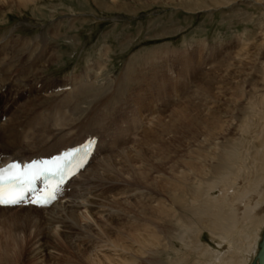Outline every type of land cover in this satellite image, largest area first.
<instances>
[{
	"label": "rangeland",
	"instance_id": "1",
	"mask_svg": "<svg viewBox=\"0 0 264 264\" xmlns=\"http://www.w3.org/2000/svg\"><path fill=\"white\" fill-rule=\"evenodd\" d=\"M10 34L15 38L36 40L39 45L38 50L13 52V48L10 47L5 51L6 56L8 54L14 61L11 63L10 75L17 88L16 111H21L26 104L36 102L33 106L36 114L39 119L45 120L43 122L47 121L48 128L52 123L54 125L57 122L60 123L54 115H59L57 111L61 110V122L67 124L65 125L67 130L63 129L64 135L67 133L66 140L69 138L71 141L82 140L92 130L96 134L98 129H101L104 134L102 141H106L104 142L106 150L93 160L90 167L95 166L101 159L113 156L120 150L134 145L142 131L149 128L158 117L166 115L172 108L181 104L188 106V103H195L201 116L203 114L209 116L207 121L211 120V116L230 121L220 131L230 142L229 145L226 142L227 147L232 142L231 146L237 150V153L240 152V156L244 155V158L242 157L244 167L258 170L261 168V162L256 161L254 156L262 152L259 144L264 117V6L262 2L253 0H37L26 10L14 8L13 11H0V41ZM39 41H45L47 46L46 53L48 52L50 59L47 56L46 63L41 58L39 49L41 42ZM165 52L177 57L172 73L167 72L166 68L163 71L162 66L166 65ZM154 53L157 55L155 56ZM1 54L4 55V52H0ZM228 59L230 62L227 63ZM153 62L154 67L149 64ZM156 64L157 66L160 64L159 70ZM126 74L129 77H126ZM159 76H161L162 84L157 83L156 78ZM166 83L171 88L165 86ZM203 83L209 94H204L205 96L200 94L201 98L197 96L198 93L195 90L198 84ZM87 84H90L92 88L84 92L86 95L76 92L77 88ZM58 89L61 91L57 92ZM1 95L2 92H0V99ZM73 95L77 96V100L73 99L74 102L69 100L73 98ZM136 108H141L142 112L139 130L135 124L137 122ZM235 118V123L233 122L229 128V124ZM260 121L261 123H258ZM56 126L58 127L57 124ZM17 131L22 133L20 129ZM35 131L34 128H29V134L24 135L35 137L37 135ZM1 158L0 155V160ZM108 161L113 162L114 158ZM243 171L245 172L240 173V179L237 182L240 188L247 186L243 182L248 178L246 174L248 170L243 168ZM216 178L215 173L211 174V180ZM118 190H124L123 186L117 185L110 193L107 190L92 189L88 192L87 199L111 197L120 192ZM220 193L221 189H214L210 196L219 197ZM133 198L118 196L119 200L131 203L134 209L136 205L133 204L135 201ZM246 199L248 197L238 202L236 207L244 209ZM79 211L86 213L83 208ZM88 211L92 210L88 209ZM10 216L13 215L5 217ZM129 216H137V214ZM259 216L264 217V209L260 210ZM138 218L141 219H136L137 221L145 219L144 216H138ZM100 220L103 218L101 217ZM111 225L108 231L115 238L117 237L116 229L121 226L115 222ZM239 228L226 243L211 228L204 230L199 240L211 252L224 257L225 262L232 260L236 263L241 258H236V247L241 245L240 247L246 248L248 243H254V241L259 243L264 231V226L247 229L243 224ZM5 231L4 227L0 226V264H13L10 256L12 243L7 240ZM173 244V247L164 250L158 256V263L173 264L172 261L175 259L181 260L183 255L189 254L184 251L179 241ZM126 249L129 252L134 250V247H126ZM254 255L250 257L251 259L249 258L250 261L247 264L254 261L256 254ZM125 256L122 255L121 258L124 259ZM125 260L134 262L131 257L127 259L125 257ZM194 260L196 255H188L186 262L192 264ZM149 261L152 260L145 257L138 264H150Z\"/></svg>",
	"mask_w": 264,
	"mask_h": 264
},
{
	"label": "bare ground",
	"instance_id": "2",
	"mask_svg": "<svg viewBox=\"0 0 264 264\" xmlns=\"http://www.w3.org/2000/svg\"><path fill=\"white\" fill-rule=\"evenodd\" d=\"M253 1L262 2L264 6V0ZM36 2L37 0H0V11H13L14 8L26 10ZM39 42H41L39 48L41 58L46 63V60L50 59L48 52L46 53L47 46L45 41ZM10 47L15 52L16 50H38L39 45L36 40L15 38L11 34L0 41V52H4V55H0L1 161L28 162L33 159L49 158L62 150L79 145L85 139L96 137L98 140L95 153L83 172L60 192L59 200L64 198V203L57 202L49 208H0V226L4 227L7 240L12 243L10 256L13 264L22 262L24 264H138L145 257L153 261H149L150 264H160L157 260L158 256L164 250L173 247L175 241H179L184 251L189 254L181 256L183 257L181 260L175 259L172 261L173 264H187L188 255L193 254L196 255V260L192 264H212L213 262L215 264H247L254 254L256 257L251 264L258 263L259 250L264 243V231L259 243L255 241L251 243L249 240L250 244L248 243L246 248L240 247L241 245L236 247V258L243 257L236 263L232 260L225 262L224 257L218 256L203 246L199 238L204 230L211 228L226 243L243 224L247 229L264 226V217L259 216L260 210L264 209L263 116V132L259 144L262 152H256L259 154L254 156L256 161L261 162L259 170L244 167L245 163L242 161L244 155L240 156V152L237 153V150L231 146L232 142L227 147L226 144L229 145L230 142L220 131L230 121H223L213 116L210 121H207L209 116L205 114L201 116L195 103H188V106L181 104L172 108L166 115L158 117L149 128L142 131L134 145L120 150L113 156L105 157L95 166L90 167L92 160L106 150L104 147L106 141H102L104 134L101 129H98L96 134L92 130L93 132H89L82 140L71 141L68 136L70 140L68 141L65 138L67 133L65 135L63 133L67 124L61 122V110L57 111L59 115H54L60 122L56 123L58 127L52 123L48 128L47 121L43 122L45 120L39 119L36 114V109L33 107L36 102L26 104L21 111H16L17 88L10 75L11 63L14 61L5 54ZM154 55L157 54L154 53ZM154 55L152 56L155 57ZM176 61L177 57L167 52L166 65H163L164 62L161 63L164 66H162L163 71L167 69V72L172 73ZM149 64L152 67L155 66L154 62V65ZM156 79L157 83L162 84L161 76ZM204 85L205 83L196 86L197 96L209 94ZM90 88H92L91 85L87 84L75 89L81 95ZM156 89L159 90V88ZM75 98L77 100V96L73 95V98L69 100L73 101ZM56 110H58L57 106ZM136 110L135 124L139 130L142 112L141 108ZM2 118H5L4 121ZM235 121L236 118L229 124V128ZM29 128L37 131L35 137L24 135L29 134ZM18 129L22 133H18ZM113 158V162L108 161ZM254 158L253 161H255ZM243 168L248 170L246 172L248 178L243 182L247 186L240 188L237 182L240 179V173L245 172ZM214 173L217 178L211 180L210 176ZM117 185L123 186L124 190H118L120 192L114 196L87 199V194L92 189L107 190L110 193ZM68 188L70 190L66 192ZM214 189H221L219 197L210 196ZM161 195H164L165 199L160 197ZM118 196L134 197L133 204L136 205L134 209L131 203L119 200ZM246 197L248 199L244 209L236 207L237 203L245 200ZM81 208L85 209L86 213L79 211ZM88 209L92 211L87 212ZM131 214H137V216H129ZM6 215L13 216L5 217ZM99 216L103 220H100ZM138 216H144L145 219L137 221L136 219H141ZM112 222L121 226L116 229L117 237L115 238L108 231V228L112 227ZM255 237L254 240H256ZM126 247H134V250L128 252ZM126 254L128 255L125 256ZM122 255L126 259L131 257L134 262L125 260V257L122 259Z\"/></svg>",
	"mask_w": 264,
	"mask_h": 264
},
{
	"label": "water",
	"instance_id": "3",
	"mask_svg": "<svg viewBox=\"0 0 264 264\" xmlns=\"http://www.w3.org/2000/svg\"><path fill=\"white\" fill-rule=\"evenodd\" d=\"M257 264H264V243L260 247Z\"/></svg>",
	"mask_w": 264,
	"mask_h": 264
}]
</instances>
